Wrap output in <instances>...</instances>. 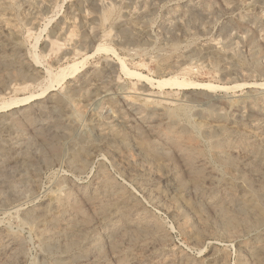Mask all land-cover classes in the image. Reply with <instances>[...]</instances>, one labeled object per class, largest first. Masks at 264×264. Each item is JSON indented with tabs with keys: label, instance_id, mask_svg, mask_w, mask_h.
<instances>
[{
	"label": "rangeland",
	"instance_id": "374dc122",
	"mask_svg": "<svg viewBox=\"0 0 264 264\" xmlns=\"http://www.w3.org/2000/svg\"><path fill=\"white\" fill-rule=\"evenodd\" d=\"M0 264H264V0H0Z\"/></svg>",
	"mask_w": 264,
	"mask_h": 264
},
{
	"label": "bare ground",
	"instance_id": "6f19581e",
	"mask_svg": "<svg viewBox=\"0 0 264 264\" xmlns=\"http://www.w3.org/2000/svg\"><path fill=\"white\" fill-rule=\"evenodd\" d=\"M121 67L124 68L123 66V63L121 62ZM77 70V65L76 64H72V65H69L67 70H62V73L60 74V78L63 79L65 77L66 74H72L74 73L75 71ZM128 71V70H127ZM127 74H130V75H133V74H136L135 72H131V71H128ZM139 76L143 77L142 75L138 74ZM175 83V82H174ZM176 84H182V85H192V86H196V87H199V88H211L212 85L210 84H202V83H188L186 82L185 80L183 81H180ZM35 94H31L27 97H25L24 99H20V100H16V101H12L11 104H15L17 105V103H20V104H24L28 101H30L31 99L35 98ZM10 105V104H8ZM245 206V205H244ZM243 209V208H242ZM245 209H246V206H245ZM248 209V208H247ZM244 211V210H243Z\"/></svg>",
	"mask_w": 264,
	"mask_h": 264
}]
</instances>
